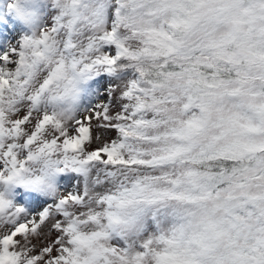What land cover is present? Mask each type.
<instances>
[{
	"label": "snow or ice",
	"instance_id": "obj_1",
	"mask_svg": "<svg viewBox=\"0 0 264 264\" xmlns=\"http://www.w3.org/2000/svg\"><path fill=\"white\" fill-rule=\"evenodd\" d=\"M9 24L0 264H264V0H0Z\"/></svg>",
	"mask_w": 264,
	"mask_h": 264
},
{
	"label": "rangeland",
	"instance_id": "obj_2",
	"mask_svg": "<svg viewBox=\"0 0 264 264\" xmlns=\"http://www.w3.org/2000/svg\"><path fill=\"white\" fill-rule=\"evenodd\" d=\"M13 34H14V32H13L11 24H9L8 27H6V28L3 26H0V35L11 38V35H13ZM103 83H106V80L103 81L102 84ZM99 87H101V92L103 94V87L102 86H99ZM69 187H71V186H69Z\"/></svg>",
	"mask_w": 264,
	"mask_h": 264
}]
</instances>
